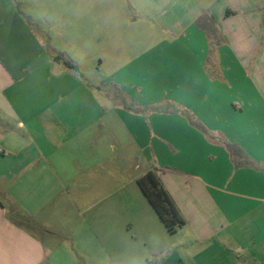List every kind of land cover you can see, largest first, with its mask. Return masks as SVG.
<instances>
[{"label":"crops","instance_id":"1","mask_svg":"<svg viewBox=\"0 0 264 264\" xmlns=\"http://www.w3.org/2000/svg\"><path fill=\"white\" fill-rule=\"evenodd\" d=\"M51 1L0 0V264H264V0H192L100 102Z\"/></svg>","mask_w":264,"mask_h":264},{"label":"rangeland","instance_id":"2","mask_svg":"<svg viewBox=\"0 0 264 264\" xmlns=\"http://www.w3.org/2000/svg\"><path fill=\"white\" fill-rule=\"evenodd\" d=\"M51 3L56 13L63 4L67 7L65 44L69 55L74 57L73 62L67 60V68L84 75L85 88L93 96L91 101L99 102L94 95L97 84L105 81L107 89L112 73L124 69L129 61H135L158 44L161 47L153 54L160 55L165 43L176 37L177 29L169 33L167 27L181 26L177 21L180 15L189 21L194 8L192 0H52ZM50 36L49 42L62 41ZM71 65L76 68L68 67ZM146 73L150 75L149 71Z\"/></svg>","mask_w":264,"mask_h":264},{"label":"trees","instance_id":"3","mask_svg":"<svg viewBox=\"0 0 264 264\" xmlns=\"http://www.w3.org/2000/svg\"><path fill=\"white\" fill-rule=\"evenodd\" d=\"M65 64L67 65V63ZM68 67L76 68L72 65ZM137 184L169 233H175L179 227L185 224L178 208L154 172H148L140 177Z\"/></svg>","mask_w":264,"mask_h":264}]
</instances>
